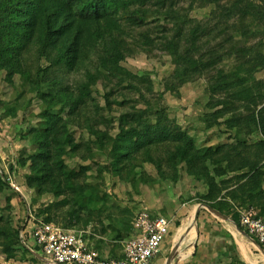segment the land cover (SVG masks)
<instances>
[{
	"label": "rangeland",
	"instance_id": "1",
	"mask_svg": "<svg viewBox=\"0 0 264 264\" xmlns=\"http://www.w3.org/2000/svg\"><path fill=\"white\" fill-rule=\"evenodd\" d=\"M238 1L217 0L209 4L201 1L192 3L190 0L168 2V7L184 18L178 23L183 29L180 43L184 48L188 49L190 45L195 44L193 56L196 59L203 57L207 61H219L184 84L175 80L176 61L167 46L174 35L177 37V27L170 22L169 17L165 14L157 15L154 9L155 15L151 13L146 17L147 24L144 27L125 26L126 33L119 38L123 42L125 40V44H120L125 55L121 66L132 77L125 76L123 79L113 80L103 76L95 77L90 84L92 100L86 106L83 117L86 114L87 117L102 122L95 128L114 134L118 131L122 118L125 123L129 122L128 115L135 117L137 111H148L153 115L165 109L169 121L185 130L196 146L216 148L231 145L235 154L238 151H235V148L246 147L239 154L246 156L248 160L255 159L257 153L254 145L262 141L263 136L254 128L252 133L248 134V127H233V121L264 108V0H240L238 5L241 9L236 11L238 13L228 12ZM194 30L199 33L196 39L192 37ZM142 35H150L152 43H144L145 36ZM49 66L45 59L38 60L36 57L27 62V69L32 72L34 81L39 69L45 71ZM43 76L44 73L40 75ZM237 78L245 79L240 90L234 88L222 91L218 88L221 83H230ZM82 79L83 72L70 74L66 81L68 85L75 87ZM51 87L41 83L43 90ZM242 89L243 95L233 96V93L236 94ZM141 93L145 99H142ZM218 110L225 113L219 119L214 116ZM46 112V103L37 96L33 82L23 73L8 76L6 71L0 72V153L3 157L2 159L0 156V174L7 175L8 172V175H11L10 170L14 166L15 170L11 176L20 188V192L6 188L0 193V216L12 221L9 231L13 237H16L28 219H33L37 224L43 222L45 215L42 212L49 204L66 202V198L58 194L41 195L37 189H30L27 186V177L38 174H32L29 166H18L19 160L36 154L37 145L30 142L29 135L31 131L41 127ZM63 116L67 121L66 113H63ZM83 117L80 118L81 121L84 120ZM70 129L79 144L91 145L96 139L87 129L80 126L73 125ZM84 151L86 150L83 149ZM81 154L86 156V153ZM81 154L67 155L64 166L72 174L90 168L87 171L88 183L94 200L100 203L105 214L99 219L101 223L94 221L87 229L65 228L60 213V221L53 224L66 231L84 234V239L90 247L102 256L118 258L123 249L122 244L133 233L132 224L140 213L147 212L166 218L169 216L176 225L174 239L165 245L155 264H167L177 245L179 249L171 264H192L198 254V244L205 239L204 243H211L209 258L206 263L205 260L200 263L243 264L237 256V251L232 248L231 257H228V252L215 254L216 246L225 243L231 234L225 227L218 225L217 228L213 222L215 219L206 208L202 207L199 219L189 225L194 215L192 212L204 205L201 198L207 195L208 187L202 180L189 176L184 164L178 165V176L174 180L163 179L155 165L150 162L138 163L141 167L139 171L144 176L143 180H121L116 172L109 170L110 161L104 154L98 153L95 161L90 158L84 160ZM246 159L240 170L231 171L227 168L226 158H221L220 162H225L221 176L215 175L219 166L208 162L216 182H223L222 196L225 195V198H228L226 193H240L244 181L239 182L237 177L248 174L250 170V166L245 167L248 165ZM233 160L237 158L234 157ZM234 183L238 186L231 189ZM20 193L23 196L20 195L19 204L13 206L11 202V208L8 210L6 198ZM242 204L240 206L244 207L240 208V211L248 208L246 202ZM230 205L233 206L231 203ZM184 207H187V211H182ZM201 215L209 222L200 221ZM185 227V240L182 241L181 238L177 242V236ZM169 239L170 235L167 241ZM22 247L23 245L17 246L21 252ZM33 247L35 253L34 256H29L30 259L35 264H48L40 249ZM2 252L3 249L0 248V254H3Z\"/></svg>",
	"mask_w": 264,
	"mask_h": 264
},
{
	"label": "trees",
	"instance_id": "2",
	"mask_svg": "<svg viewBox=\"0 0 264 264\" xmlns=\"http://www.w3.org/2000/svg\"><path fill=\"white\" fill-rule=\"evenodd\" d=\"M169 1L174 0H0V72L6 71L8 76L23 73L33 82L37 96L47 105L41 127L31 131L29 135L30 142L37 145L36 154L19 160L18 166H29L32 174H38L27 177V186L30 189H37L41 195L58 194L66 198L64 204L51 203L43 210L44 223L59 222L63 216L65 228L87 229L94 221L101 223L99 219L105 214L100 203L94 200L88 183L87 171L90 168L72 174L64 166L65 157L69 154L86 153V156L81 154L82 158H90L93 161L98 153L104 154L110 161L109 170L116 172L121 180H143L139 162L154 164L159 176L174 180L178 176V165L184 164L189 176L202 180L208 187L207 195L201 198L203 204L217 211H221V206L225 204V195L222 196L223 182H216L208 162L219 166L215 173L217 176L223 175L225 162L229 170L238 171L246 159V156L243 157L239 153L246 147L235 148V151L238 150L237 154L233 152L231 145L216 148L198 147L185 130L169 121L165 109L153 115L148 111H137L135 117L128 115L129 122L125 123L122 118L118 131L114 134L95 128L102 122L89 118L86 114L83 117L86 106L92 100L90 84L95 77L103 76L111 80L132 77L121 66L125 55L120 44H125V40L123 42L119 38L126 33L125 26L144 27L147 24L146 17L153 13L154 9V13L165 14L177 27V37L174 35L173 40L167 43L176 61L175 80L184 84L219 62L207 61L203 57L196 59L193 56L195 44L190 45L188 49L184 48L180 43L183 29L178 24L184 18L168 7ZM190 1L207 4L217 2ZM238 4L240 0L228 9V12L240 10ZM198 34V31L194 30L193 39H196ZM142 36H145L144 43H152L150 35ZM35 57L38 60L45 59L50 68L45 71L39 69L34 81L32 72L27 69V62ZM81 72L83 81L81 80L78 86L67 84L66 80L70 74ZM42 73L44 76L40 77ZM41 83L52 87L43 90ZM244 83V78H237L230 83H221L218 88L222 91L234 88L240 90ZM242 93L243 89L233 93V96H241ZM141 97L145 99L142 93ZM56 107H60L59 110H56ZM63 113L68 117L67 121ZM224 114V111L218 110L214 116L219 119ZM81 117L84 120L81 121ZM233 123V127H248V134H251L254 128L263 136V140L254 145L257 153L255 159H246L248 165L245 167L250 166L249 173L237 179L239 182L244 181L240 191L245 195L248 207L259 209L264 216V108L258 112L254 110L249 116ZM73 125L87 129L93 134L96 138L94 143H77L70 129ZM83 149L86 151L83 152ZM234 157L237 160H233ZM221 158H226L227 161L220 162ZM14 170L15 167H11V175ZM6 188L12 186L8 175L2 173L0 193ZM13 196L6 198L8 210L11 208ZM230 197L238 203V198L232 193ZM237 221L239 224V216ZM11 222L9 218L0 216L2 255L6 260L32 261L28 256L34 254L21 242L10 239ZM18 245H23V252L19 251Z\"/></svg>",
	"mask_w": 264,
	"mask_h": 264
},
{
	"label": "built area",
	"instance_id": "3",
	"mask_svg": "<svg viewBox=\"0 0 264 264\" xmlns=\"http://www.w3.org/2000/svg\"><path fill=\"white\" fill-rule=\"evenodd\" d=\"M12 188H20L11 176ZM239 224L264 246V216L259 209L248 207L239 212ZM173 222L162 215L140 213L132 224L133 233L123 242L118 258L102 256L90 247L84 234L66 231L53 223L40 222L32 238L44 254L48 264H155L162 254Z\"/></svg>",
	"mask_w": 264,
	"mask_h": 264
},
{
	"label": "crops",
	"instance_id": "4",
	"mask_svg": "<svg viewBox=\"0 0 264 264\" xmlns=\"http://www.w3.org/2000/svg\"><path fill=\"white\" fill-rule=\"evenodd\" d=\"M1 155L2 154L0 153V156ZM1 158L3 159L2 156H1ZM6 174L8 175L9 173L6 172ZM8 176H10V175H8ZM237 186H238V184L234 183L231 189H235V188H237ZM262 189L264 191V183L262 185ZM232 194L238 198L237 204L231 200V197H230L231 193L230 194L228 193L227 194V195H229L228 198H224V200H223V203H225V204H223L221 206V209H220L221 211L215 210L216 212H211L210 210H208L206 208L210 212L211 216L215 219V221H213V222H215V224L217 225V228H218V225L225 227L228 230V232L231 234V237H228L227 240L225 241V243H222V245L216 246V249L214 250V252H215V254H219L220 252H222V254H226V252H228L229 253L228 257H231L230 253H231V248H232L233 251H235V250L237 251V256L243 264H264V246L260 245L257 242L255 237H252L251 235H249L247 233V231H245L243 228H241L238 224V221H237L238 213L240 211L239 209L244 207V206H240V205H243L242 203L245 202L246 197L241 191H240V193H232ZM20 195H22V193L18 194L17 196H13V199H12V205L13 206H16L19 204V202L21 200ZM229 202L233 206L229 205L230 204ZM247 205H248V203H247ZM202 207L205 208L203 205H201V206L197 207L192 213L195 215V213L197 211H199V214H200ZM165 211H168V209ZM182 211H187V207H184L182 209ZM194 215H193L192 219L189 221L190 222L189 225H192V223L194 221ZM202 216L203 215L200 216V221L209 222L206 219V217H202ZM198 219H199V217H198ZM169 220H171V219H169ZM171 221L173 222V220H171ZM36 225H38V224L36 222H34L33 219L32 220L28 219L27 223L24 226H22L20 232L16 235V237H13L11 235L10 239L14 240V241L21 242V244L26 246L27 249H29L32 254L35 253V249L33 246H37V245L32 238V233H33V230L36 227ZM175 229H176V225H175V223H173V226L171 228L170 239L167 241L166 244H169L170 240L174 239V230ZM186 231H187L186 227L180 231L179 235L176 238L177 242H179V240L186 235ZM202 242L198 244V254H197V257H195L192 264H203V263H200V262H202V260H205V263H206V261L209 258V253H210L209 245L211 243H209V245H208V243L207 244L204 243V242H206V239ZM225 246H227L226 249H225ZM163 251H164V249H163ZM223 252H225V253H223ZM30 257H32V256H30ZM30 257L28 256L29 259H30ZM0 264H35V263L33 260L29 261V262H19V261H15V260H6V258L2 254H0Z\"/></svg>",
	"mask_w": 264,
	"mask_h": 264
},
{
	"label": "water",
	"instance_id": "5",
	"mask_svg": "<svg viewBox=\"0 0 264 264\" xmlns=\"http://www.w3.org/2000/svg\"><path fill=\"white\" fill-rule=\"evenodd\" d=\"M203 206H204L205 208H207L208 210H210L211 212H216L214 209H212L210 206H208V205H206V204H204ZM198 217H199V211H197V212L195 213V215H194V221H193V222H195V221L198 219ZM183 240H185V239L183 238L182 241H183ZM180 243H181V242H180ZM178 249H179V245H177V246L175 247V249L173 250V252L171 253L170 258H169V261H168L167 264H171V260L173 259L174 255H175V253L177 252Z\"/></svg>",
	"mask_w": 264,
	"mask_h": 264
}]
</instances>
